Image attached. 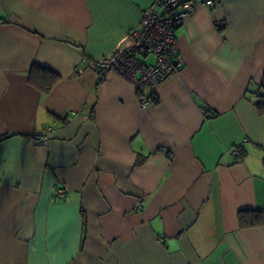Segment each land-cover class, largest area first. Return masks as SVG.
Returning a JSON list of instances; mask_svg holds the SVG:
<instances>
[{"label": "crops", "instance_id": "obj_1", "mask_svg": "<svg viewBox=\"0 0 264 264\" xmlns=\"http://www.w3.org/2000/svg\"><path fill=\"white\" fill-rule=\"evenodd\" d=\"M151 1L0 0V264H264V0L198 4L154 87L101 78Z\"/></svg>", "mask_w": 264, "mask_h": 264}, {"label": "built area", "instance_id": "obj_2", "mask_svg": "<svg viewBox=\"0 0 264 264\" xmlns=\"http://www.w3.org/2000/svg\"><path fill=\"white\" fill-rule=\"evenodd\" d=\"M198 4L212 7L214 1L152 0L143 12L140 27L130 33L131 43L93 63L98 75L103 78L109 72L115 73L139 90L154 87L179 72L182 59L175 51V30L185 18L194 13ZM149 56L153 57V60L144 62ZM152 99L151 94L144 95L139 102L140 108L145 109ZM52 132V127H44L32 133L27 138V143L45 145ZM231 154L237 159L242 156L236 147L232 149ZM56 193L60 198H64V189L57 188Z\"/></svg>", "mask_w": 264, "mask_h": 264}, {"label": "trees", "instance_id": "obj_3", "mask_svg": "<svg viewBox=\"0 0 264 264\" xmlns=\"http://www.w3.org/2000/svg\"><path fill=\"white\" fill-rule=\"evenodd\" d=\"M28 77L30 84L44 93L49 92L53 85L58 81L56 73L37 64L32 65L28 72ZM255 104L260 111H264V98L259 99ZM237 217L239 225L242 228L256 226L261 224L262 221L261 211L257 209H239L237 211Z\"/></svg>", "mask_w": 264, "mask_h": 264}]
</instances>
